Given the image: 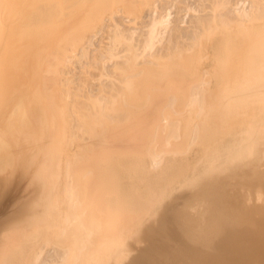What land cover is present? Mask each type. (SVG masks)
<instances>
[{
    "label": "bare ground",
    "instance_id": "1",
    "mask_svg": "<svg viewBox=\"0 0 264 264\" xmlns=\"http://www.w3.org/2000/svg\"><path fill=\"white\" fill-rule=\"evenodd\" d=\"M7 170L0 264H264V0H0Z\"/></svg>",
    "mask_w": 264,
    "mask_h": 264
},
{
    "label": "rangeland",
    "instance_id": "2",
    "mask_svg": "<svg viewBox=\"0 0 264 264\" xmlns=\"http://www.w3.org/2000/svg\"><path fill=\"white\" fill-rule=\"evenodd\" d=\"M101 33H99L98 35H100ZM98 37V36H97ZM97 37H95L94 38V40H96L97 39ZM77 59H78V57H76ZM76 58H74V60H75V62H74V60L72 59V62H67V67H65L66 68V70L68 69V71H70V69H71V71L72 72H75L76 70V72H79V74H80V72H81V63L84 61V60H86L85 58H83V59H76ZM74 62V63H73ZM73 63V64H72ZM66 64V63H65ZM66 66V65H65ZM80 69V70H79ZM90 70L88 71V74L89 73H91L92 72V74H94V73H96L97 71V69L94 71L91 67L89 68ZM92 70V71H91ZM91 71V72H90ZM82 73V72H81ZM83 74V73H82ZM81 75V74H80ZM84 75H85V73H84ZM83 75V76H84ZM87 75V74H86ZM88 76V75H87ZM94 81V80H93ZM3 173V174H2ZM6 173V174H5ZM1 175H0V177H1V180H2V178H3V183H2V181L0 182V186L2 185V189L0 190V221L1 222H3L6 218H5V215H6V217L9 215V213L11 212V210H8V209H11L12 208V210H13V206L11 207V205H13L14 203H12L13 201L15 202V198L17 199V197H18V195H19V184H20V178H21V174H20V171L19 170H7V172L6 171H3V172H1L0 173ZM2 175H4L3 177H2ZM7 175V176H6ZM6 179H7V181H6ZM5 182V183H4ZM19 183V184H18ZM19 186H18V185ZM15 185H16V187H15ZM17 186H18V190H17ZM14 187L16 188V189H14ZM17 190V191H16ZM13 191V192H12ZM17 192V193H16ZM16 195H15V194ZM188 193H189V191H175L174 193H173V196L171 197V198H173V199H169L170 201H168V202H170V203H166V205L167 206H165L164 207V209H163V211L165 212V210L167 211V213H171L172 215H175L176 213H177V211H178V209L179 208H181V207H184V205H185V203H186V201L189 199V198H191V196H189L190 195V193H189V195H188ZM255 193V192H254ZM175 194L177 195H180L179 197H176L175 196ZM177 195V196H178ZM189 196V197H188ZM254 196V195H253ZM252 196V198H253V200H255L256 199V197L254 198ZM13 197V198H12ZM15 197V198H14ZM183 197H184V199H183ZM10 198V199H9ZM186 198V199H185ZM12 200V202H10ZM173 200H175L174 202H173ZM181 200V201H180ZM257 200V201H256ZM254 202H261V201H259L258 199H256ZM8 202V203H7ZM10 202V203H9ZM181 202V203H180ZM9 204H11V205H9ZM175 204V205H174ZM177 204H179L178 206H177ZM182 204H184V205H182ZM9 205V206H8ZM5 206H7V207H5ZM172 206V207H171ZM4 207V208H3ZM10 207V208H9ZM8 208V209H7ZM182 209V208H181ZM5 210H7V211H5ZM171 210H173V212L171 211ZM176 211V212H175ZM3 212H4V214H3ZM7 213V214H6ZM169 213V215H171ZM2 215V216H1ZM171 215V216H172ZM2 223H0V225H1ZM180 262V261H179ZM179 262H177V264H179ZM180 264H186V263H183V262H180Z\"/></svg>",
    "mask_w": 264,
    "mask_h": 264
}]
</instances>
